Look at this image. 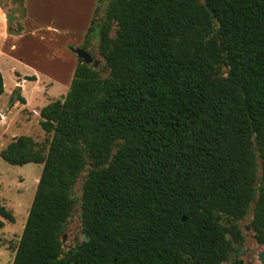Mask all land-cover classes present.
Returning a JSON list of instances; mask_svg holds the SVG:
<instances>
[{
    "label": "trees",
    "instance_id": "obj_1",
    "mask_svg": "<svg viewBox=\"0 0 264 264\" xmlns=\"http://www.w3.org/2000/svg\"><path fill=\"white\" fill-rule=\"evenodd\" d=\"M98 30L109 74L79 58L40 110L47 155L29 135L0 150L44 164L12 264H224L252 202L264 244V0H110ZM77 203L90 240L64 250Z\"/></svg>",
    "mask_w": 264,
    "mask_h": 264
},
{
    "label": "rangeland",
    "instance_id": "obj_2",
    "mask_svg": "<svg viewBox=\"0 0 264 264\" xmlns=\"http://www.w3.org/2000/svg\"><path fill=\"white\" fill-rule=\"evenodd\" d=\"M110 0H98L97 9L93 15L94 31L88 42L85 44L86 51L90 53L94 59H98L100 64L98 67L103 69V76L109 74V70L105 68V59L100 49V39L98 24L105 22L106 7ZM0 5L6 11V21L11 25L12 34L18 30L17 22L22 23L25 14L24 0H0ZM10 13H14L16 18L13 22L8 21ZM92 25V22H91ZM117 24H113L110 37H116ZM4 36L0 22V69L2 70L5 82V91L0 97V150L7 146L15 137L20 135H29L38 143L37 149L41 150L46 156L49 143L53 133L45 131L40 124V110L43 106L56 99H63L67 94L71 83L63 85L57 81H52L46 76H37L34 65L30 62L16 61L5 52L12 43ZM87 36L82 43L77 46L70 47L72 53L78 55L73 48L82 47ZM15 46L16 43L13 42ZM63 52L67 49L61 43L56 48ZM66 47H68L66 45ZM83 48V47H82ZM69 49L67 52H71ZM64 53V52H63ZM32 62V61H31ZM67 75L69 74V66H63ZM226 71V68H223ZM36 76V79H30V76ZM39 75V74H38ZM17 81V82H16ZM72 81V80H71ZM24 97L26 103L21 99ZM43 163L30 162L24 165H15L7 162L0 156V202L11 209L15 215V222L6 221L3 228H0V264H12L13 255L16 252L20 238L22 236L24 226L34 199V195L43 171ZM89 169L90 166L88 165ZM88 171L84 170L78 178L74 188L73 196L78 198L81 196L83 183L87 178ZM255 202H252L247 214L242 219L232 218V222L239 225L241 232L245 238L244 243H236V251L232 257L225 261L224 264H232L233 260L245 259L246 264H262L258 258L260 251L264 250V244L258 243L255 238V230L252 226ZM221 221L224 225L229 226L230 221L226 215H221ZM84 235L81 204L77 203L72 215L65 224L61 241L64 250L74 247L76 243L83 241ZM232 238L231 234L227 235ZM243 247L244 253L238 255V250Z\"/></svg>",
    "mask_w": 264,
    "mask_h": 264
},
{
    "label": "crops",
    "instance_id": "obj_3",
    "mask_svg": "<svg viewBox=\"0 0 264 264\" xmlns=\"http://www.w3.org/2000/svg\"><path fill=\"white\" fill-rule=\"evenodd\" d=\"M97 3L98 0H24L23 30L16 34L9 32L6 11L0 5L1 29L4 31L1 38L12 43L5 50L6 54L16 61L32 63L37 76L69 85L78 63L70 47L80 45L86 37ZM61 43L71 52L64 50L63 53L56 48ZM66 65L70 68L68 75L62 69Z\"/></svg>",
    "mask_w": 264,
    "mask_h": 264
},
{
    "label": "water",
    "instance_id": "obj_4",
    "mask_svg": "<svg viewBox=\"0 0 264 264\" xmlns=\"http://www.w3.org/2000/svg\"><path fill=\"white\" fill-rule=\"evenodd\" d=\"M15 18H16L15 14L10 13L8 16V21L11 23ZM17 26H18V30L22 29V25L20 24V22H17ZM73 50L75 51V53L78 55L79 58H82L84 60L85 63L91 64L94 68H97L99 66L100 61L98 59H94L93 56L86 51V49L82 47H76L73 48ZM186 219H187L186 215H183V221H186ZM82 239L84 241L90 240V238L87 237L86 233H84ZM259 258L264 264V251L260 253Z\"/></svg>",
    "mask_w": 264,
    "mask_h": 264
},
{
    "label": "flooded vegetation",
    "instance_id": "obj_5",
    "mask_svg": "<svg viewBox=\"0 0 264 264\" xmlns=\"http://www.w3.org/2000/svg\"><path fill=\"white\" fill-rule=\"evenodd\" d=\"M255 238L257 239L256 234H255ZM244 241H245V238H244L242 244L244 243ZM257 241H258V240H257ZM258 243H261V242L258 241ZM261 244H263V243H261ZM263 251H264V250H263ZM261 252H262V251H260V253H261ZM243 253H244V250H243V247H241V249L238 250V255L243 254ZM260 253L258 254V258H259ZM259 260H260V258H259ZM233 262H234L235 264H246L245 259H238V261L235 259V260H233ZM260 262L262 263L261 260H260ZM262 264H263V263H262Z\"/></svg>",
    "mask_w": 264,
    "mask_h": 264
}]
</instances>
